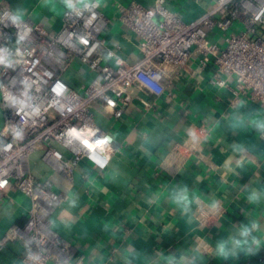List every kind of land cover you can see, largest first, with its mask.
<instances>
[{
  "label": "crops",
  "instance_id": "obj_1",
  "mask_svg": "<svg viewBox=\"0 0 264 264\" xmlns=\"http://www.w3.org/2000/svg\"><path fill=\"white\" fill-rule=\"evenodd\" d=\"M93 0H70L72 7ZM109 18L102 37L130 62L140 58L137 37L120 21L119 7L155 0H96ZM215 0H167L171 11L192 22ZM21 19L57 32L70 9L65 0H0ZM71 7V8H72ZM221 32L213 37L221 45ZM214 68L173 72L169 91L144 95L119 118L102 102L94 112L117 150L106 170L83 160L69 182L41 159L31 158L36 177L51 181L63 196L53 215L57 233L73 243L85 264H264V108L237 99L233 90L210 83ZM64 80L80 89L93 72L75 60ZM2 117L0 114V130ZM191 134L200 151L175 176L163 173L170 150ZM63 150V149H62ZM187 197L184 199L183 197ZM214 206L215 223L200 225L198 210ZM30 199L11 195L0 207V235L25 221ZM22 243H10L0 264H23Z\"/></svg>",
  "mask_w": 264,
  "mask_h": 264
},
{
  "label": "built area",
  "instance_id": "obj_2",
  "mask_svg": "<svg viewBox=\"0 0 264 264\" xmlns=\"http://www.w3.org/2000/svg\"><path fill=\"white\" fill-rule=\"evenodd\" d=\"M119 12L138 40L135 62L106 45L102 35L110 21L96 0L66 10L57 32L21 19L0 2V207L11 195L31 201L25 221L0 235V253L10 243H22L23 264H85L77 247L54 229L52 218L63 196L51 181L35 176L31 158L40 152L42 161L69 182L83 160L106 170L118 145L97 122V102L116 118L134 101L149 108L144 95L165 94L173 72L196 66L213 67L211 84L230 87L237 99L264 108V0H215L192 22L171 11L167 0H155L152 7L133 2ZM216 32L224 34V45L213 37ZM75 60L93 72L78 90L63 77ZM57 84L64 88L61 95L54 91ZM89 129L95 132L89 143L108 138L106 150L86 146L83 133ZM70 130L81 136L72 137ZM200 142L191 134L175 145L162 163L163 173L175 177L200 151ZM220 214L214 206L200 208V225H212Z\"/></svg>",
  "mask_w": 264,
  "mask_h": 264
},
{
  "label": "clouds",
  "instance_id": "obj_3",
  "mask_svg": "<svg viewBox=\"0 0 264 264\" xmlns=\"http://www.w3.org/2000/svg\"><path fill=\"white\" fill-rule=\"evenodd\" d=\"M65 2L67 3V6L69 8L72 7V4L70 3V0H65ZM0 63H4V60L2 57H0ZM54 91L57 93V95H61L64 91V88L62 85L60 84H57L55 86V89ZM72 137H79L81 136V133L77 132L76 130H70V133H69ZM19 135V134H17ZM95 135V132L92 131V130H85L84 133H83V136L85 137L84 139V142L86 144V146L91 149V150H95V149H100L101 151L103 150H106L108 144H109V140L107 137L105 138H101V139H98L96 140L95 142H92V143H89V139ZM94 161H95V157H91ZM97 162L98 164H100L101 167H104L105 165L103 163H101L100 161H95ZM184 199H187V197H183Z\"/></svg>",
  "mask_w": 264,
  "mask_h": 264
}]
</instances>
